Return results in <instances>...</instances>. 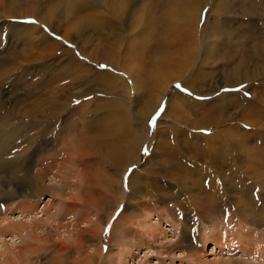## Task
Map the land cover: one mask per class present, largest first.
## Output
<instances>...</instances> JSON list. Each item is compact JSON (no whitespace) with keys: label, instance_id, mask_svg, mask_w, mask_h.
Returning <instances> with one entry per match:
<instances>
[{"label":"rangeland","instance_id":"374dc122","mask_svg":"<svg viewBox=\"0 0 264 264\" xmlns=\"http://www.w3.org/2000/svg\"><path fill=\"white\" fill-rule=\"evenodd\" d=\"M0 122V264H264V0H0Z\"/></svg>","mask_w":264,"mask_h":264},{"label":"bare ground","instance_id":"6f19581e","mask_svg":"<svg viewBox=\"0 0 264 264\" xmlns=\"http://www.w3.org/2000/svg\"><path fill=\"white\" fill-rule=\"evenodd\" d=\"M121 4V3H120ZM123 4V3H122ZM121 4V5H122ZM119 7H121V6H119ZM118 8V7H117ZM116 9V8H115ZM119 9V8H118ZM117 10V9H116ZM116 10H115V12H116ZM120 10H122L121 8H120ZM120 10H118V11H120ZM33 17H37V16H35V15H33ZM9 18H11V17H9ZM25 17H21L20 19H24ZM9 27L10 28H13V27H15V25L14 24H12V23H10V25H9ZM35 28V27H34ZM8 29V28H7ZM19 29H21L22 31H24L23 30V27H20ZM106 51V50H105ZM73 54V53H72ZM129 68V67H128ZM96 76V75H95ZM100 78H102V77H104V75L103 74H101L100 76H99ZM108 77H110V76H108ZM137 78H139V76L137 77ZM111 87H112V85H111ZM123 87H125V86H123ZM125 93H128V91H127V89H126V87H125ZM72 102V101H71ZM107 108V107H106ZM105 112V111H104ZM107 113H108V116L110 117V119L108 120V122L107 123H109L110 121H114L115 123H116V127H119L120 128V126H121V130H123V132H125V134H126V136L128 137L127 139H129L130 140V144L132 145V148L131 149H129L128 151L127 150H125V151H127V152H125L124 154H122V158H123V161L124 162H126V163H128L126 166H125V168L124 169H128L130 166H133V165H135L138 161L136 160V157L132 154V149L134 148V147H136L137 145H138V140H139V136H140V134H139V132L137 131V130H135L134 128H133V126H131L130 127V133H128L127 132V126H126V124H127V121H126V115H127V112H126V110H124V107H123V103H121V104H119V105H114V107L112 108V109H108L107 108ZM1 123V122H0ZM99 124V123H98ZM113 125H115L114 123H113ZM102 126V125H101ZM104 126V125H103ZM111 126V125H110ZM109 126V127H110ZM10 127V126H9ZM7 128V127H5L4 125H2V123L0 124V139H1V144L2 145H6L7 146V144L11 141V139L13 138V137H15V135L17 134V132L18 131H12L10 128ZM106 127V126H105ZM113 127V126H112ZM101 129H102V127H101ZM100 129V130H101ZM104 129H106V128H104ZM32 130V129H31ZM114 131V130H113ZM107 132V131H106ZM108 133H109V131H108ZM97 134V133H96ZM33 140H34V138H33ZM31 141H32V139L30 140V141H28V143H27V145L24 147V148H26L27 147V149L31 146ZM92 144H93V139H92V141H91V147H92ZM25 145V144H24ZM106 146L107 148H106V151H107V156H108V159L109 158H111V157H113L114 155H116L117 153H119V152H123L122 150H120L119 148L117 149L115 146L113 147V149H112V154H113V156H112V154H111V151L109 150V148H108V145L106 144V142H103L102 144H101V146ZM88 146V145H87ZM88 147H90V146H88ZM61 149H63V148H61ZM139 149V148H138ZM29 150V149H28ZM68 151V150H67ZM66 150L64 151V155H71V154H69L68 152H67ZM70 151V150H69ZM136 154V153H135ZM114 162H116V160L114 159ZM11 168V167H10ZM9 169V168H8ZM41 179H42V177H41ZM13 180V179H12ZM42 181H43V179H42ZM30 182H31V180H30ZM42 185H44V182H38L37 183V185H34V188H35V191H37V192H42ZM29 194V193H28ZM31 196V194H29V197ZM27 197V196H26ZM5 221H7V220H5ZM23 223L25 224V222H21V225L23 226ZM14 225L15 224H12V223H9V222H2V223H0V227H4V229L6 230V231H10V230H15V232H17V233H21V235H22V232H20V228L19 227H17L16 225H15V227H14ZM18 226H19V224H18ZM21 226V227H22ZM24 226H27L26 224L24 225ZM1 230H2V228H0ZM22 229H25V227H22ZM27 229V228H26ZM29 229V228H28ZM4 230V231H5ZM25 231V230H24ZM2 236V235H1ZM19 236V235H18ZM17 235H16V237H18ZM25 236V235H24ZM19 239V238H18ZM15 241V240H14ZM14 243V242H13ZM6 245V244H5ZM4 245V246H5ZM217 245V244H216ZM6 248H7V246H6ZM6 250V249H5ZM4 250V251H5ZM8 250V249H7ZM7 252V251H6ZM1 255L3 254L4 255V252H1L0 253Z\"/></svg>","mask_w":264,"mask_h":264},{"label":"snow or ice","instance_id":"6c2138e0","mask_svg":"<svg viewBox=\"0 0 264 264\" xmlns=\"http://www.w3.org/2000/svg\"><path fill=\"white\" fill-rule=\"evenodd\" d=\"M32 22L35 23V21H32ZM177 87H179V85H177ZM150 123L154 126L155 118H153V120ZM105 231L107 232V229Z\"/></svg>","mask_w":264,"mask_h":264}]
</instances>
